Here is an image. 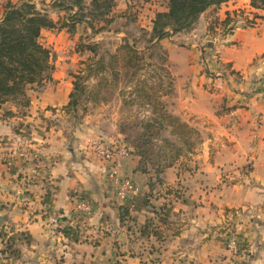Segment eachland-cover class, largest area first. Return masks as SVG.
I'll use <instances>...</instances> for the list:
<instances>
[{
	"label": "crops",
	"instance_id": "obj_1",
	"mask_svg": "<svg viewBox=\"0 0 264 264\" xmlns=\"http://www.w3.org/2000/svg\"><path fill=\"white\" fill-rule=\"evenodd\" d=\"M29 1L55 21L64 15L50 9L55 0ZM137 1L150 7L142 25L150 30L167 0H115L114 18L126 19ZM64 35V28L43 29L40 40L61 50ZM159 44L173 84L163 99L198 142L160 173L143 171L128 147L118 174L136 190L124 199L90 146L97 133L123 143L117 111L103 105L67 124L71 63L56 60L52 79L28 91L27 107L0 105V234L11 231L14 252L0 264H230L223 244L230 227L248 246L241 264H264V10L226 0ZM26 148L44 165L35 181L26 178L32 163L17 154ZM79 199L90 203L89 216L75 217Z\"/></svg>",
	"mask_w": 264,
	"mask_h": 264
},
{
	"label": "trees",
	"instance_id": "obj_2",
	"mask_svg": "<svg viewBox=\"0 0 264 264\" xmlns=\"http://www.w3.org/2000/svg\"><path fill=\"white\" fill-rule=\"evenodd\" d=\"M224 1L167 0L166 9L155 13L150 30H141L146 37L142 48L135 39L129 40L125 36L116 50L108 55L107 65L103 62L104 58H100L88 70L87 76L101 74L100 78L104 79L105 72L109 70L116 80L119 75H124L127 83L136 81L134 94L151 109L149 115L139 120L141 130L132 145L140 156L143 171H147V165L152 164L151 170L162 172L178 158L193 151L195 135H198L193 127L169 110L168 103L163 99L172 93L173 84L166 67L167 54L159 40L192 29L207 8ZM250 5L254 9L264 10V0H250ZM114 6L115 0H55L51 2L50 9L64 12V16L55 21L48 13L49 8L29 0H8L0 4V105L11 101L16 106L27 107L30 102L28 91L52 79V53L40 41L43 29L64 28L73 33L77 25L82 24L95 34L113 22ZM83 47L96 54L97 43L89 42ZM155 57L159 69L168 76L166 84L161 80L148 84L149 78L140 79L139 72L146 66L154 65L148 59ZM82 90L83 84L73 81L70 100L64 106L66 112L76 107V93ZM133 101L123 100L126 104ZM153 147H157L155 161L150 157ZM9 252L14 253L13 250Z\"/></svg>",
	"mask_w": 264,
	"mask_h": 264
},
{
	"label": "rangeland",
	"instance_id": "obj_3",
	"mask_svg": "<svg viewBox=\"0 0 264 264\" xmlns=\"http://www.w3.org/2000/svg\"><path fill=\"white\" fill-rule=\"evenodd\" d=\"M163 1L165 2V0ZM151 2H156L159 6L164 5V2L161 3L162 1L160 2V0H151ZM114 9H116L115 6L113 10ZM148 10H150V7H148L147 4H142L139 1L131 2L126 9V19H119V16H117L105 30L95 34H92L91 31L85 30L82 24L77 25L76 30L73 33L66 30L69 35H64L65 39H61L62 44H65L64 48L61 50H54L53 47H48L52 53L53 65L56 60L59 62L66 61L67 63H71L72 65L68 69V74L73 78V81L79 82L84 86V90H82V92L76 93V107L66 112L68 115L67 124L74 125L82 119L85 113L93 114L97 108L109 104L106 109L114 108L119 115V122L116 129L121 134L123 143L132 149V145L137 141L138 133L141 130L139 120L144 116L149 115L151 112L150 107L142 103V100L136 97L133 92L136 81L127 83L124 75H119L116 80L109 70L105 72L106 74L104 75L106 77H103L104 79L100 78L101 74H91L89 76H87V74L88 70L92 68V64L100 58H104L103 62L107 65L108 55L116 50L118 45L122 43V38L125 36L129 40L135 39L137 41V45L142 48L145 44L144 38L146 37L143 35L141 30H148L146 27H142V25L148 26L149 24L148 18L150 14L147 12ZM115 14L116 12H113V15ZM97 24L99 25L100 23ZM118 31H121L124 34H117L116 32ZM40 41L46 43L45 40ZM89 42L97 43L96 54L83 47L84 44ZM148 62L155 63L157 62V58L148 59ZM139 74L140 79L149 78L148 84L152 82L157 83L159 80H161L163 84H166L168 81V76L165 71L159 69V64L157 63L146 66L139 72ZM100 82L102 83L101 85ZM124 99H134V101L130 104H126L123 102ZM109 133L115 132L109 130ZM165 136L174 139L171 135L166 134ZM198 136L199 134L195 135L196 143L198 142ZM98 138H102L103 140L111 143L107 140V138L103 137L102 134L97 133L91 140L90 146L91 143ZM157 144L160 143L157 142ZM156 150L157 147H153L150 153L151 156L149 155L153 161L157 160V157L154 154ZM183 156H188V154ZM151 166L152 164L147 165L148 168H151Z\"/></svg>",
	"mask_w": 264,
	"mask_h": 264
},
{
	"label": "built area",
	"instance_id": "obj_4",
	"mask_svg": "<svg viewBox=\"0 0 264 264\" xmlns=\"http://www.w3.org/2000/svg\"><path fill=\"white\" fill-rule=\"evenodd\" d=\"M243 21L245 25H252L253 23V20H245L244 18ZM91 149L98 158L108 162V176L116 185L118 196L124 199L127 193H134L136 188L133 183L128 178L120 177L118 174L120 159L128 153V146L123 143H109L102 138H98L91 143ZM17 154L21 158L30 161L33 165V169L26 175L27 180H37L39 178L37 169L44 166L40 155L31 148L21 149ZM90 213V203L84 199L77 200L75 205V217L80 215L89 216ZM51 221L59 225L57 217H52ZM69 224H72V222ZM10 235L11 231L9 229L4 230L0 234V260H4L10 256L8 248ZM223 244L225 250L230 254V264H241L243 259L248 255V246L231 227L226 231Z\"/></svg>",
	"mask_w": 264,
	"mask_h": 264
}]
</instances>
